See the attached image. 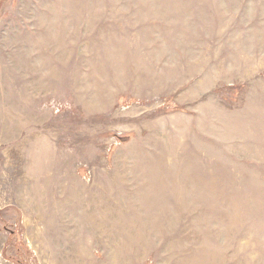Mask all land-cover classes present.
I'll return each instance as SVG.
<instances>
[{
  "label": "rangeland",
  "instance_id": "obj_1",
  "mask_svg": "<svg viewBox=\"0 0 264 264\" xmlns=\"http://www.w3.org/2000/svg\"><path fill=\"white\" fill-rule=\"evenodd\" d=\"M0 264H264V0H0Z\"/></svg>",
  "mask_w": 264,
  "mask_h": 264
},
{
  "label": "crops",
  "instance_id": "obj_2",
  "mask_svg": "<svg viewBox=\"0 0 264 264\" xmlns=\"http://www.w3.org/2000/svg\"><path fill=\"white\" fill-rule=\"evenodd\" d=\"M100 206H101V204H100ZM101 215V214H100Z\"/></svg>",
  "mask_w": 264,
  "mask_h": 264
}]
</instances>
